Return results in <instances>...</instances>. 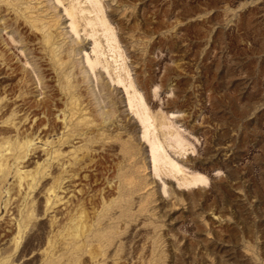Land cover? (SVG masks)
Listing matches in <instances>:
<instances>
[{
	"label": "rangeland",
	"instance_id": "374dc122",
	"mask_svg": "<svg viewBox=\"0 0 264 264\" xmlns=\"http://www.w3.org/2000/svg\"><path fill=\"white\" fill-rule=\"evenodd\" d=\"M74 1L32 0L41 13L44 10L39 20L22 18L20 26L7 20L0 31L10 57L23 61L19 72L26 71L19 87L12 76L4 77L9 88L12 84L9 91L28 99L32 95L28 89L35 85L50 95L56 108L76 93L77 100L94 110L84 121L105 124H101V131H106L102 137H108L100 135L96 144L102 139L108 143L100 150L103 156L98 155L96 167L88 171L91 178L87 177L103 207L101 200H81L84 210L97 204V211H87L94 216L89 218L84 243L80 241L84 246L64 253L63 261L81 259L80 263L89 264L85 249L103 240L101 264H264V0H98L122 55L116 61L119 67L101 38L104 56L100 57L111 60L110 74L101 63L91 69L86 61L87 55L94 56L93 37L85 35L81 19L78 35L70 28L64 8ZM80 3L89 6L85 0ZM52 24L57 38L45 34L46 27L54 28ZM40 28L46 38H56L55 51L43 46ZM113 69L124 76V83L130 78L154 114L155 124L157 109L172 113L171 119L191 145L176 151L163 141L164 148L185 167L206 172V182L181 184L162 166L159 174L154 172L142 124L128 104L124 84L115 82ZM155 132L163 140L160 130Z\"/></svg>",
	"mask_w": 264,
	"mask_h": 264
},
{
	"label": "bare ground",
	"instance_id": "6f19581e",
	"mask_svg": "<svg viewBox=\"0 0 264 264\" xmlns=\"http://www.w3.org/2000/svg\"><path fill=\"white\" fill-rule=\"evenodd\" d=\"M2 1L5 3L2 4ZM85 1L89 3V6L82 5L85 2H82L81 4V0H75L74 2L68 3L69 5H65L66 7L64 10L67 16L70 18V28L75 32L76 35H78V31L81 32V30H78L77 28L79 27L78 25L81 24H79L81 19L83 24V32L85 31V35L93 37V46L91 50L94 52V56H86V61L87 63L89 62L88 64H90V68H96L97 64L100 65L101 63L100 67L103 66L102 68H105L106 70L108 69L107 67L111 60L108 61L109 59H107L106 56L103 59L100 57L101 55L104 56V50H101L102 45L100 47L101 38L106 41L105 43H107L108 51L111 52L109 56L111 57L110 59H113V62L116 63V61L118 62V60L121 59V50L119 51L120 48L115 38L113 31L114 29L112 26H110L111 24L109 25L107 19L104 17L102 7L99 5L100 1ZM38 2H32V0H0V31L5 30L7 26L6 22H8L7 20H12V24L14 21H17L19 25V21L22 18H34L35 20L38 19L39 16L44 13V10L43 13H41V7L39 8ZM10 23L11 22L9 21V24ZM20 24H22L21 21ZM31 24H36V22ZM43 24H45V22H43ZM46 25L48 24L46 23ZM94 25H98L99 28H95ZM26 26L28 29L29 25ZM54 26L56 25H53V27ZM86 26L90 27L89 30L86 29ZM24 27L22 31H25L26 28ZM32 28L33 27H31L30 33L32 32V34H34L32 31L34 28ZM35 28L36 29H34V31L37 32V26H35ZM56 28H52L50 26L49 28L46 27V36L52 38L55 37ZM41 29L42 28H40V30ZM98 30H100L99 35H97ZM42 31L43 30L39 32L41 33ZM38 33H36L35 36L37 35V37H39ZM57 33L59 34L58 31ZM0 36L2 37L1 33ZM35 36H33V38ZM48 37H45V43H43V46H45L46 50L49 49V52L54 48L55 51L58 45L56 44L57 46L54 47L53 44L55 42L54 39H56L57 36L54 39H50ZM6 38H4V40ZM2 39L3 38H0V264H37L40 261H44L46 264H67L66 261H63L62 255L66 252H70L71 250L74 251L75 249L73 248L79 247V245L81 246L82 243L80 244V241L83 240L82 238L85 236V233L89 228V221H91L89 218L94 216L93 213H96L94 212L96 210L94 208L98 206L96 204V207L93 209L88 208L89 211L94 210L93 213L91 212L90 214L93 216L89 217V211L87 210V212L84 210L85 208L82 207L83 203L81 204V200L83 198L85 199V197L92 198V200L94 198L95 201L102 199L101 197V199H99L98 191H92V185L89 186V180L87 177L91 178L92 174L88 175V171L91 169V167H96L94 166L96 163L95 160H100L99 158L97 159L98 155H100V157L103 156L101 155L102 151L100 152V150L102 148L105 149V143H108L105 140L102 142V138L105 135L104 134L102 137V133L105 131H101V124H103V122L98 125V123L92 124L90 121H84L86 119V115H89L91 110L94 111L91 109L93 107L90 108L88 104L83 103L81 101L82 99L77 100V94L74 93L75 90L72 86L71 87L74 90V92L72 91L74 93L73 95L76 97L72 96L69 98V102L66 98L68 106H66L67 104H63L66 102L64 101L62 103V107L58 108H56L57 106L54 107L51 105L52 101H50V95L47 94L43 89H38L35 85L32 87V89H28L29 92L30 90L32 92L31 97L28 99L27 97L24 98L23 94L20 96L18 93H15L13 89L9 91V89L12 87V84L9 88L8 82L4 83V81L7 80V78L4 77L12 76L14 81L13 84H16L17 87H19L18 85L21 83V80L23 82L21 73L24 74L26 71L19 72L18 65L20 62L16 61V53L14 55L11 52L12 55L16 56V60L14 58L12 59L9 55L8 46L2 42ZM12 39L9 38V42L13 41ZM61 40L59 39V43H61ZM39 41L40 38L38 42ZM41 41L43 42V39ZM56 41H58V39ZM10 45L13 47V44ZM36 45L37 44L35 43V46ZM36 48L39 49L38 45ZM40 48H42V46ZM49 52L48 54L50 55ZM57 54L58 53H56V55ZM56 55L54 57L57 58L58 55ZM46 58H48V56ZM59 59L61 60L59 65L63 66L61 65L63 60L61 58ZM18 60H20V58H18ZM43 60L48 61L49 58L48 60ZM50 60H52V58H50ZM56 60L54 61L56 62ZM21 64L23 65V61ZM56 64H58V62H56ZM119 64L116 63L117 66ZM59 65H57V67ZM117 66L116 69L120 67V65L118 68ZM124 67L123 65L121 66V72H123ZM62 68L63 67H61V69ZM110 68L112 67L110 66ZM110 68L107 70V73H111V71H109ZM58 69H60V67H58ZM126 69L124 70L126 72L124 74L128 75V70L126 71ZM113 70L112 72L114 74ZM62 71L64 72V70ZM118 71H115V82L121 81L124 84L123 86L125 87L128 96V104L138 116L142 124V136L145 137L149 142L154 172L159 174L158 170L160 166H162L164 168L166 167L165 170H167L168 173L174 175L181 184L199 185L206 182L208 180L206 172L204 173L203 171L185 167L178 160L171 157V155H169L164 148L166 145L177 151L184 150L188 145H191V142L188 140V138L185 137L184 133L180 131V129L177 127V124H175L171 119L172 113H167L157 109L158 117L155 120V124L154 114L149 110V106L143 100L141 93L135 89L133 82L129 80L130 78L128 76V82L125 81L126 83H124V76L122 77ZM40 82L41 80L39 83ZM34 84L36 83L34 82ZM41 85L44 84L41 83ZM67 86L69 87V85ZM42 87L39 85V88ZM71 87L70 93H72ZM130 87L131 89L129 90ZM22 89H24V87ZM16 91L18 92V90ZM81 92H78V94ZM70 93L68 94L70 95ZM62 94L63 93H61V96ZM85 95L87 94L85 93ZM54 100L55 99H53V101ZM61 101L62 100H58V102ZM92 103L93 102H91V104ZM99 110H96V115L99 114ZM101 111L103 112V109ZM107 111L110 110L107 109ZM107 111H104L103 113H106L107 115ZM109 115L106 117H109ZM91 116L94 117V114ZM104 117L100 119L103 121V119H105ZM106 119L108 121L109 118ZM99 122L101 121L99 120ZM107 123L108 122H106V124ZM107 128L108 127H106V129ZM156 129H159L162 133L163 140H161L162 138L160 139V136L158 137L159 133H157L158 131L155 132ZM50 131L58 132L54 136H47L46 133ZM100 135L102 140L100 139L101 143L97 145L96 142H100L98 141ZM163 141L165 142V145H163ZM109 144H106L107 147ZM105 152L106 150L104 153ZM107 152H109V149H107ZM96 165L98 166V164ZM109 183L110 184H108V186L110 187L111 182ZM89 198L86 199L89 201ZM101 202L103 201L101 200L99 202L100 206ZM92 204H94V202ZM87 238H89V236H87ZM84 241L81 242L84 243ZM97 241L100 242V240ZM99 242L95 243L94 245H92L93 243H90L92 248L85 249L86 257L82 255L84 258H86L85 260H87L89 264H101L100 261L103 251L101 250L102 247H100V244L103 242V240L100 244ZM78 253L80 252L78 251ZM71 255L73 256V254ZM79 257H81V255H79ZM73 258H75V256ZM69 260H73L72 257ZM74 260L75 261H72L71 264H82L80 263L81 259Z\"/></svg>",
	"mask_w": 264,
	"mask_h": 264
}]
</instances>
